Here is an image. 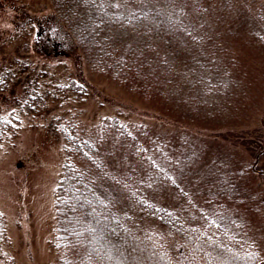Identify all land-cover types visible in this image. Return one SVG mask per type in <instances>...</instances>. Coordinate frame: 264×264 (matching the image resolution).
<instances>
[{"label":"rangeland","instance_id":"374dc122","mask_svg":"<svg viewBox=\"0 0 264 264\" xmlns=\"http://www.w3.org/2000/svg\"><path fill=\"white\" fill-rule=\"evenodd\" d=\"M154 8L162 23L148 19L144 31L154 33L160 51L165 45L174 48L170 59L181 73H208L201 80L219 89L208 95L207 104L193 108L178 102L175 108L147 101L74 52L49 58L30 54L36 64L48 63L57 72L67 68L87 83V126L97 116L115 114L144 133L140 153L126 138H104L99 183L119 204L135 209L134 193L179 207L190 221L205 218L232 229L264 255V0H148L142 5L146 13ZM29 19L42 20L48 32H61L50 0H0L1 35L15 33ZM28 41L33 44L31 31ZM5 94L0 92V109L7 106ZM47 125L42 114H27L0 140L5 223L0 264H57L50 238L64 155L62 140Z\"/></svg>","mask_w":264,"mask_h":264},{"label":"trees","instance_id":"16d2710c","mask_svg":"<svg viewBox=\"0 0 264 264\" xmlns=\"http://www.w3.org/2000/svg\"><path fill=\"white\" fill-rule=\"evenodd\" d=\"M50 1L62 33L48 32L42 20L29 19L15 33L0 34L1 47H14L8 52L0 47V92L6 93L7 102L0 109V140L32 113L42 114L62 140L64 157L54 188L50 238L56 263L264 264V255L253 244L212 220L190 221L179 207L134 193L135 209L119 204L116 195L99 183L104 138H126L140 153L144 133L132 130L130 122L115 114L97 116L87 126L83 106L90 96L87 83L67 68L57 72L48 63L36 64L30 54L32 50L49 58L74 52L91 69L147 101L175 108L180 107L178 102L193 108L207 104L208 95L219 89L209 79L201 80L208 73L204 69L197 76L181 73L170 59L174 48L165 45L160 51L154 33L144 31L148 19L157 18L161 25L160 12L156 8L144 12L142 5L148 0ZM260 42L264 44L262 37ZM147 158L144 155L143 160L153 168ZM4 241L0 213V248Z\"/></svg>","mask_w":264,"mask_h":264}]
</instances>
